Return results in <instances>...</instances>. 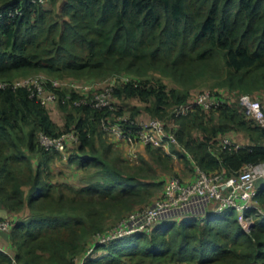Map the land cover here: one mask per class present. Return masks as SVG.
<instances>
[{"label": "trees", "instance_id": "obj_1", "mask_svg": "<svg viewBox=\"0 0 264 264\" xmlns=\"http://www.w3.org/2000/svg\"><path fill=\"white\" fill-rule=\"evenodd\" d=\"M57 2L54 14L35 0H0V81L32 71L114 75L112 97L121 108L75 105L78 93L69 91L62 101L66 92L56 88L57 110H52L24 87H0V206L11 214L14 258L22 264H264V216L254 209L243 211L254 217L249 231L237 210L226 207L204 219L166 218L146 232L92 240L111 216L120 218L145 202L149 185L163 187L167 180L144 181L123 170L119 156H107L111 148L100 120L125 113L123 101L141 104L128 107L132 119L142 112L162 119L208 174L228 177L244 164L264 162V129L238 103L241 92L264 89V0H50V5ZM15 9L21 13L6 15ZM121 73L132 77L120 80ZM165 77L182 86H168ZM204 77L217 78L213 86L227 89H212L224 104L176 113L195 94L185 84ZM56 112L61 123L53 118ZM68 130L77 133L79 143L66 161L91 171L81 184L53 183L51 162L60 156L38 141L39 133L53 137ZM235 133L245 144L221 148L220 138L234 139ZM143 148L153 161L172 166V156L160 148ZM176 153L177 160L192 165ZM255 198L264 210V180ZM23 210L29 214L19 218L16 213ZM91 246L94 252L85 255ZM10 262L0 250V264Z\"/></svg>", "mask_w": 264, "mask_h": 264}, {"label": "built area", "instance_id": "obj_2", "mask_svg": "<svg viewBox=\"0 0 264 264\" xmlns=\"http://www.w3.org/2000/svg\"><path fill=\"white\" fill-rule=\"evenodd\" d=\"M37 1L44 2V0H35ZM20 13L19 9L6 11L8 16ZM1 17L2 12H0ZM56 84L40 74L27 76L17 81H0V87L9 86L13 89L24 87L29 92V96L34 97L43 106L57 102L58 94L55 89L58 86ZM114 84L113 80L105 87L95 90L91 82H71L73 90L70 91H75L79 95L73 104L85 103L97 109H107L113 112L116 109L111 101ZM69 97L68 91L62 101ZM238 103L242 107L243 114L254 118L264 129L262 99L249 93H241L238 95ZM223 104L224 98L216 91L203 89L194 94L191 102L180 105L176 113H185L190 106L215 109ZM100 128L109 140L125 143L132 149L137 144H143L167 152L172 147L184 153L193 163L194 177L189 181H183L177 175L169 176L158 196L150 204L124 215L110 228L96 233L93 243H105L134 233L146 232L161 219L182 217L204 219L209 214L220 213L226 207L237 210L238 220L246 231L252 227L254 217L243 214L244 210L254 209L255 214L264 216V210L255 198L257 184L260 180H264V162L244 164L234 175L228 177L223 172L208 174L195 164L191 154L179 143L174 133L165 129L163 120L160 118L138 121L125 113L118 115L112 113L101 118ZM38 141L45 149L60 152L65 158V149L70 145L78 144L79 138L74 130H68L53 137L39 133ZM219 144L221 148L234 149L241 145L228 137L220 138ZM11 225L10 216L0 215V232L9 233ZM92 248V246L89 247L90 250ZM0 250L11 257L10 264H22L1 247Z\"/></svg>", "mask_w": 264, "mask_h": 264}, {"label": "rangeland", "instance_id": "obj_3", "mask_svg": "<svg viewBox=\"0 0 264 264\" xmlns=\"http://www.w3.org/2000/svg\"><path fill=\"white\" fill-rule=\"evenodd\" d=\"M42 5L45 9H50L49 7H52L54 10V14L59 12L58 9V2L57 4L53 7L52 5H50V0H44V2H42ZM35 74H40L43 76H46L48 78V80L54 81L56 84V86H58V88H60L61 90H65V92H68L70 90H73L72 86H71V82H75V83H82V82H91L93 87L95 88V90H99L102 87H105L108 83L112 82L113 80L116 81V77L114 75H107L104 77H74V76H68V75H56V74H51L45 71H32V72H28V73H16L13 76L7 77L5 78L6 80H12V81H17L20 80L22 78H25L27 76H31V75H35ZM132 75L128 74V73H121L119 74L118 78L120 80H125L128 78H131ZM164 81L167 83L168 86H175V87H180L182 86V84H180L179 82H175L173 81L171 78H163ZM218 80L215 77H210V78H196L193 81V84H188L186 83L185 85L190 89V93H196L197 91L203 90V89H208V90H212V89H218L220 91H226L227 89L225 87L222 86H218L215 87L213 86L214 83H216ZM229 91V90H228ZM233 91V92H232ZM237 89H232L230 92L235 93L237 92ZM241 93H249L252 96H256L261 98L262 100H264V89H256L253 90L251 92H241ZM240 93V94H241ZM111 101L114 103L115 106L121 108L120 102L118 100H115L113 97L111 98ZM124 104H126L127 108L125 110H123V112H125V114L129 115L128 113V107H130L131 105H137V106H141V104L135 100V99H130V100H126L123 101ZM57 102L50 104L49 106L52 107V110L56 109ZM50 107V108H51ZM176 107H173L172 110H175ZM53 118L54 120H56L58 123H61V114L59 112H56L55 114H53ZM154 117H150L148 114L146 113H141L136 117V120L138 121H145V120H149L152 119ZM241 134H237L235 133L234 139H232L233 141H235L236 143L239 144H245L244 140H240ZM108 139V138H107ZM106 140L107 143H110V151L108 152V157L109 158H115L116 156H119L120 159H122L123 162H121L122 168L123 170H125L128 173H134L137 172L140 174V176L144 177L145 180L144 181H150V180H157V178H160L161 180H165L167 179L169 176L172 175H177L180 176L182 178L188 177L193 173V169H192V165L189 163H185L182 159H176L177 156V151H175L172 147H170L169 152L161 149L162 151L166 152L167 154L172 156V166H170V162H160V161H153L152 158L150 156V153H148L144 148L141 149L142 146L140 145H135V147L132 149L130 148V146H127L125 143L122 142H111L109 139ZM76 144L70 145L65 149V155L66 157L64 158L62 156V154L60 152H57L60 156V158H55L52 162H51V181L53 183H57V182H67V183H75V184H81L83 182H87V177L91 174V171H86V170H78L75 164H69L66 159L68 157V154L71 153L73 151V147H75ZM152 149H155L154 147H151ZM52 153L54 151H51ZM56 152V151H55ZM143 158L147 161V164H143ZM149 191L151 193V195L149 196V198L145 201V202H141V203H136L135 206L133 207V209L129 212H127L126 214L124 213V215H127L133 211L136 210H140L142 209L145 205H147L149 203V201H151L154 197H156L158 195V193L160 192V190L162 189V183L160 186H151L149 185ZM63 189V187H62ZM66 192V191H65ZM148 202V203H147ZM29 214V212L27 210H23V211H19L18 213H16V215L19 218H26L27 215ZM124 215H121V217H123ZM120 218L115 215L111 216L107 221V225L103 228V230H106L108 228H110L111 226H113L114 224H116V222H118V220H120ZM93 240V238H92ZM93 250H90L89 248H87L85 255H89L91 253H93ZM77 259V258H76ZM80 264V263H79Z\"/></svg>", "mask_w": 264, "mask_h": 264}, {"label": "crops", "instance_id": "obj_4", "mask_svg": "<svg viewBox=\"0 0 264 264\" xmlns=\"http://www.w3.org/2000/svg\"><path fill=\"white\" fill-rule=\"evenodd\" d=\"M111 142H114V141H111ZM115 142H118V141H115ZM137 145L142 146L143 144H137ZM241 145H243V144L241 143ZM187 159L192 163V161L188 157H187ZM192 166H193V163H192ZM192 176L194 177V168H193V173L190 176L185 177V179H188V181H189V179H191ZM1 209L5 211L6 215H8V216L11 215V214L7 213L6 210L0 206V210ZM0 247L2 249H4L5 251H7L8 253H10L11 255H14V248H13V246L11 244V241H10V238H9V233L0 232Z\"/></svg>", "mask_w": 264, "mask_h": 264}, {"label": "water", "instance_id": "obj_5", "mask_svg": "<svg viewBox=\"0 0 264 264\" xmlns=\"http://www.w3.org/2000/svg\"><path fill=\"white\" fill-rule=\"evenodd\" d=\"M261 182H262V180H260V181L258 182V184L261 183ZM0 215H1V216H5V215H6V214H5V211L1 209V210H0Z\"/></svg>", "mask_w": 264, "mask_h": 264}]
</instances>
